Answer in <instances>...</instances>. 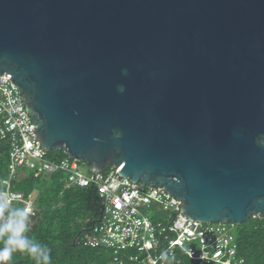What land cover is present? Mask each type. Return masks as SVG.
I'll use <instances>...</instances> for the list:
<instances>
[{"label":"water","instance_id":"water-1","mask_svg":"<svg viewBox=\"0 0 264 264\" xmlns=\"http://www.w3.org/2000/svg\"><path fill=\"white\" fill-rule=\"evenodd\" d=\"M0 74L46 150L264 217V0H0Z\"/></svg>","mask_w":264,"mask_h":264},{"label":"built area","instance_id":"built-area-1","mask_svg":"<svg viewBox=\"0 0 264 264\" xmlns=\"http://www.w3.org/2000/svg\"><path fill=\"white\" fill-rule=\"evenodd\" d=\"M3 143L8 160L0 196L8 199L6 208L23 203V210L34 214L36 191L25 194L14 187L29 173L40 177L64 170L68 187L96 185L102 213L82 241L110 250L115 264H167L168 258L175 259L179 252L196 264L244 262L238 254L233 222L193 218L180 210L182 200L164 186L146 184L141 189L142 182L120 174L119 166L93 173L82 158H52L51 151L42 145L20 85L0 74V144Z\"/></svg>","mask_w":264,"mask_h":264},{"label":"trees","instance_id":"trees-1","mask_svg":"<svg viewBox=\"0 0 264 264\" xmlns=\"http://www.w3.org/2000/svg\"><path fill=\"white\" fill-rule=\"evenodd\" d=\"M5 144H0V182L7 169ZM52 158L67 156L63 149L49 152ZM112 165H107L108 170ZM64 170L47 176L34 177L32 173L15 182V188L25 194L37 189L34 214L28 215L23 235L28 247H37L38 254L26 249L23 253L13 252L8 264H115L111 251L102 247L85 245L82 238L91 231L100 219L102 201L96 185L66 186ZM23 210V203L0 211V225ZM235 237L239 243L238 254L244 257L242 264H264V217L253 214L246 221L234 223ZM3 240L0 239V248ZM167 264H196L191 257L179 252L175 259L168 258Z\"/></svg>","mask_w":264,"mask_h":264},{"label":"clouds","instance_id":"clouds-1","mask_svg":"<svg viewBox=\"0 0 264 264\" xmlns=\"http://www.w3.org/2000/svg\"><path fill=\"white\" fill-rule=\"evenodd\" d=\"M8 206V199L0 196V211ZM29 215V210L24 209L15 217H10L5 223L0 225V239L3 240V247L0 248V264H8L12 259L13 252L23 253L26 249L32 255L39 252L37 247H28V239L23 235L25 232V221ZM190 255V253H189ZM45 264H49L50 257H45Z\"/></svg>","mask_w":264,"mask_h":264},{"label":"rangeland","instance_id":"rangeland-1","mask_svg":"<svg viewBox=\"0 0 264 264\" xmlns=\"http://www.w3.org/2000/svg\"><path fill=\"white\" fill-rule=\"evenodd\" d=\"M36 188H37V189H35V191H36V193H37L38 189L41 188V184H40L39 182L36 183ZM36 193H35V194H36Z\"/></svg>","mask_w":264,"mask_h":264}]
</instances>
